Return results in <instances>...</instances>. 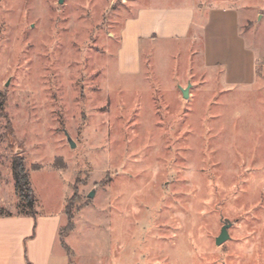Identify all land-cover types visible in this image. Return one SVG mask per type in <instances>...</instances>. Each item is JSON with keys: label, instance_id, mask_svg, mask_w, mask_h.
Returning <instances> with one entry per match:
<instances>
[{"label": "rangeland", "instance_id": "obj_1", "mask_svg": "<svg viewBox=\"0 0 264 264\" xmlns=\"http://www.w3.org/2000/svg\"><path fill=\"white\" fill-rule=\"evenodd\" d=\"M153 3L193 5L195 25L143 43L139 72H123L122 31ZM215 7L239 13L251 84L203 62ZM16 156L36 223L54 219L71 264H264V0H0V207L13 214Z\"/></svg>", "mask_w": 264, "mask_h": 264}, {"label": "crops", "instance_id": "obj_2", "mask_svg": "<svg viewBox=\"0 0 264 264\" xmlns=\"http://www.w3.org/2000/svg\"><path fill=\"white\" fill-rule=\"evenodd\" d=\"M196 18V9L190 4L153 3L140 8L122 31L120 70L138 73L143 43L187 38ZM202 58L207 67L223 70L226 85H246L255 80L256 56L241 34L236 9H209L203 25ZM36 220L30 216H0V264H71L54 219Z\"/></svg>", "mask_w": 264, "mask_h": 264}, {"label": "trees", "instance_id": "obj_3", "mask_svg": "<svg viewBox=\"0 0 264 264\" xmlns=\"http://www.w3.org/2000/svg\"><path fill=\"white\" fill-rule=\"evenodd\" d=\"M12 171L15 185V192L18 196V201L16 203L17 213L13 214L9 211H5L2 207H0V216H30L33 218L37 217V211L35 209L36 198L34 194V190L31 185L30 173L28 172L24 160L21 157L16 156L12 162ZM66 215L68 216L69 223L66 228L71 229V218L72 215L70 213L69 205L65 207ZM60 242L67 251V253L71 254V249L63 240L60 238Z\"/></svg>", "mask_w": 264, "mask_h": 264}, {"label": "water", "instance_id": "obj_4", "mask_svg": "<svg viewBox=\"0 0 264 264\" xmlns=\"http://www.w3.org/2000/svg\"><path fill=\"white\" fill-rule=\"evenodd\" d=\"M62 1L63 0H59V3H61ZM189 89H190V85L187 86L186 88L181 87V91H182V94H183L184 98H188L189 97ZM65 134H66V138H67V141L69 142L70 146L72 148H74L76 144L73 141L72 137L70 136V134L67 131H65ZM94 193H95V191L92 190L88 194V197L89 198L93 197ZM231 225H232V223L230 221H225L224 225L221 228L220 234L215 239V244L216 245L219 246V245L223 244L225 241H227L230 238L229 228H230Z\"/></svg>", "mask_w": 264, "mask_h": 264}]
</instances>
